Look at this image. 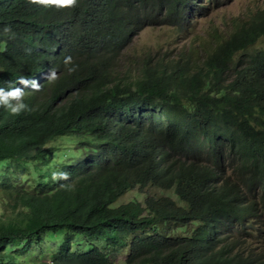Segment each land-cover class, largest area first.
Wrapping results in <instances>:
<instances>
[{
    "label": "trees",
    "instance_id": "1",
    "mask_svg": "<svg viewBox=\"0 0 264 264\" xmlns=\"http://www.w3.org/2000/svg\"><path fill=\"white\" fill-rule=\"evenodd\" d=\"M208 4L0 0V88L27 106L0 103V264L63 234L41 264H264V7L174 56L133 50Z\"/></svg>",
    "mask_w": 264,
    "mask_h": 264
},
{
    "label": "rangeland",
    "instance_id": "2",
    "mask_svg": "<svg viewBox=\"0 0 264 264\" xmlns=\"http://www.w3.org/2000/svg\"><path fill=\"white\" fill-rule=\"evenodd\" d=\"M220 3L208 4V0H201L202 5H205L208 9L202 10L200 14L195 12L194 22L189 28V34L186 38L182 35H175L172 27H151L145 29L139 37H135L133 50L137 54H141L144 51L155 50V47L160 45L163 49V52L169 51L171 54L177 55L182 50L187 48L191 41L200 42V36H207L209 33L219 31L221 33H230L234 27L241 21L248 19L249 15L256 10L257 7H264V0H219ZM205 14V15H203ZM208 39V38H207ZM264 47V38H262L254 48H263ZM121 63H125L123 60ZM126 66V65H124ZM123 69V68H119ZM13 164V163H11ZM161 193V192H160ZM135 198V190L130 191L123 197H121L117 204L127 202ZM144 196L139 195L138 200H143ZM1 206V205H0ZM65 234L62 236H49L44 235L43 241L40 245L35 246V254L29 258V261H36L37 264L42 262L50 263L51 256L53 253L57 252V249L65 239ZM255 236H250L248 239L249 245L251 247L257 246L259 249H263L264 253V244H259L254 239ZM80 242V248L74 243V249L86 250L87 243L89 238L82 236ZM258 249V250H259ZM112 259L119 261L125 258L127 254V249L118 248L114 249V246L110 248Z\"/></svg>",
    "mask_w": 264,
    "mask_h": 264
},
{
    "label": "clouds",
    "instance_id": "3",
    "mask_svg": "<svg viewBox=\"0 0 264 264\" xmlns=\"http://www.w3.org/2000/svg\"><path fill=\"white\" fill-rule=\"evenodd\" d=\"M58 6L63 7L66 5H72L75 3V0H56ZM4 31L7 32L9 29L7 27L4 28ZM72 58L70 56L65 57V63H71ZM75 69V65L70 67L68 71H73ZM21 83L26 84L23 78H21ZM38 87V86H37ZM23 96V90L20 88L9 89L5 91L3 88H0V103H3L5 107L9 109V111L13 114L19 113L20 111L26 109V105L22 102L21 98ZM9 98H14L17 102L11 104L9 102Z\"/></svg>",
    "mask_w": 264,
    "mask_h": 264
}]
</instances>
